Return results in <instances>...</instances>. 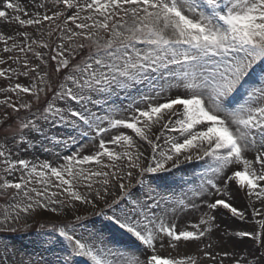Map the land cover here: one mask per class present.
<instances>
[{"label": "snow or ice", "instance_id": "1", "mask_svg": "<svg viewBox=\"0 0 264 264\" xmlns=\"http://www.w3.org/2000/svg\"><path fill=\"white\" fill-rule=\"evenodd\" d=\"M28 5L0 0L32 29L0 30V231L71 219L0 240V264H264V0ZM10 136L71 154L13 158Z\"/></svg>", "mask_w": 264, "mask_h": 264}, {"label": "rangeland", "instance_id": "2", "mask_svg": "<svg viewBox=\"0 0 264 264\" xmlns=\"http://www.w3.org/2000/svg\"><path fill=\"white\" fill-rule=\"evenodd\" d=\"M22 3L28 5V0H21ZM30 7V5H28ZM0 25H3L0 30L5 31L9 34L14 33L17 30L21 31H29L32 32L31 28H23L20 29L18 25L15 23L11 25H5L3 21H0ZM24 83H27V81H22ZM7 81H4L2 78H0V86H7ZM2 98V96H0ZM2 108V106H0ZM8 112H11V109H7ZM3 112L0 111V115H2ZM15 116V114L13 113ZM26 115L25 112L20 113V117L23 118ZM52 131L57 132L58 129H53ZM3 135L0 133V140H2ZM9 147L14 149L13 152V158H22L27 159L29 161H32L34 163H42L44 161H48L53 164V166H58L61 163H64L63 156L65 153L71 154L70 149H58V148H52L51 145L48 143L47 140H44L43 138L33 137L32 139H25L22 141L20 137H16L15 141L12 140L11 136L9 137ZM85 154H88L87 151ZM20 173L17 172L13 179H17L19 177ZM179 175V174H178ZM37 188L40 187V185H34ZM238 204H243V200H237ZM4 206L3 200H0V208ZM90 209L80 206L79 211L77 214L86 215L87 212ZM2 219V217H0ZM67 219H71V217H64L63 215L57 216L54 213H48V212H40L39 214L34 213L33 217L29 218L28 224L29 227L27 230L24 229V220L22 219L18 224L14 225L17 227L18 231L13 232H6V231H0V240H7L11 244L15 245L17 248L31 251L33 248V244L31 243L34 241L41 233L50 231L53 225H58L61 223V221H66ZM191 223L198 222L197 214H194L191 218ZM226 223L232 224L233 227H250V225H241L239 222H233V221H226ZM36 225L39 226L37 232H33V227ZM50 226V227H46ZM223 227V225H222ZM34 229V228H33ZM189 230H191L189 228ZM250 245V241H246L245 244H242L243 248ZM195 245H189L187 248L180 247L179 250H172L167 249L162 252L163 255H168L169 253L173 256H180L185 253H191L194 251ZM230 250V249H228ZM207 264V262H205Z\"/></svg>", "mask_w": 264, "mask_h": 264}, {"label": "bare ground", "instance_id": "3", "mask_svg": "<svg viewBox=\"0 0 264 264\" xmlns=\"http://www.w3.org/2000/svg\"><path fill=\"white\" fill-rule=\"evenodd\" d=\"M240 247H241V248H243V246H242V245H240Z\"/></svg>", "mask_w": 264, "mask_h": 264}]
</instances>
